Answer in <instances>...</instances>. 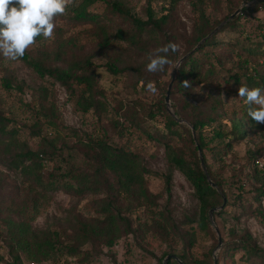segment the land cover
<instances>
[{"label": "rangeland", "instance_id": "rangeland-1", "mask_svg": "<svg viewBox=\"0 0 264 264\" xmlns=\"http://www.w3.org/2000/svg\"><path fill=\"white\" fill-rule=\"evenodd\" d=\"M109 1L114 0H101L97 8L102 9ZM122 1L133 14L147 19L149 6L153 7L155 14L159 16L167 11L163 8L168 9L172 0ZM248 2L232 0V3H228L221 0L219 4L213 3L210 9L212 21H219L213 30L229 17L224 18L230 6L236 7L235 11L242 9L240 13L242 14L245 8H250L246 6ZM66 14H71L70 10H67ZM262 19L264 12L255 15L244 14L236 28H228L217 35L221 40L218 46H209L199 53V57L204 60L202 73L211 72L214 75L204 84L193 81V87L189 89L188 95L182 94L181 91L171 95L173 110L174 105L179 106L185 100H189L192 104L201 106L207 115H223L229 118L234 112H238L241 98L234 91L235 84L229 83L227 79L231 75H242L250 68L244 61L247 58L246 52L241 54L237 45L242 46L240 43L244 39V42L251 43L262 40L260 36ZM113 21V27L122 24L125 28H131V24L129 21L126 22L123 16H117ZM197 22L198 12L192 1L181 0L169 25L171 37L183 54L176 61L186 58L200 47H197L199 42L191 51L185 52L184 42L192 34ZM56 24L54 38L61 29L64 37H73L79 45V50L84 48L86 52L93 54V60L99 65L97 68L99 86L106 93V109L101 113L82 112L78 109L75 99L59 83L48 77H40L21 59L10 61L0 55V109L13 120V126L18 128L20 135L16 141L20 143L26 140L33 149H37L42 142V136H46L56 144V162L61 163L63 167L67 161L78 167H85V158L79 151L77 139L107 136L115 144L143 155L147 167L154 173L147 175V185L153 194L158 195V206H153L152 209L145 206L133 207V212H130L128 202L122 198L120 209L131 221L133 229L131 233L123 231L122 237L113 247L86 244L76 254L68 253L65 246H60L50 259L38 264H163L168 255L177 257L185 255L189 262H196L208 260L211 252L214 261V256L217 255L219 258L224 246L228 247L246 231L253 236L258 246L264 248V197H260L257 191L263 180L255 175L254 171L256 166L259 167L258 162H262L264 168V124L252 129L246 137L232 141V148L225 147L222 156L216 157L207 152V170L209 166L215 177L223 183L227 193L223 198L225 197L227 202L226 205L223 203L214 207L216 208L213 212L214 222L209 218L210 226L204 227L201 221V204L196 191L179 171H173L171 194L166 192L163 175L169 172V164L164 145L150 139L145 132L130 127V123L121 116L123 110L134 107L137 101L157 113L159 110L157 102L164 90L166 97L179 68L173 69L172 65H168L164 71L149 72L146 69L148 53L120 40L116 41L114 47L101 51L92 38L93 25H73L62 17L56 18ZM53 40L36 42L27 52L35 55L42 44H50ZM159 47H162L161 42L152 45L149 52H155ZM109 59L117 60L120 68L141 66L148 75V82L155 83L157 92L150 93L146 90L147 84L138 83L135 72L128 70L119 75L112 74L106 67ZM250 61L256 63L259 60L251 57ZM6 78H10L13 85L11 89L5 85ZM42 87L47 88L49 102L55 103L62 121L54 130L44 126L41 129V136H36L38 128L35 125V118L38 108L33 105L44 100L40 94ZM118 120L124 127V135L117 132L114 127ZM161 123L160 116L146 121V125L153 130L163 126ZM55 161L48 162L49 171L56 166ZM4 178L5 181L0 182V264L12 261L7 227L4 224L8 215L6 207L10 198L17 197L18 190L19 196L22 197L25 189L19 172L6 171ZM100 197L63 190L53 192L42 205L33 225L38 229L50 227L52 230L65 233L64 242L69 244L73 239L72 225L75 215L90 219L104 217L94 203L95 199ZM161 212L169 215L170 230L164 237L153 228V226L159 228L157 224L163 221ZM23 258L25 264H33L28 258L24 256ZM178 264L186 263L178 257ZM220 264H252V260L248 259V255L242 249H238L233 254L222 255Z\"/></svg>", "mask_w": 264, "mask_h": 264}, {"label": "trees", "instance_id": "trees-1", "mask_svg": "<svg viewBox=\"0 0 264 264\" xmlns=\"http://www.w3.org/2000/svg\"><path fill=\"white\" fill-rule=\"evenodd\" d=\"M100 1L74 0V4L67 9L71 14L58 17L66 18L73 25H93L95 31L93 30L92 38L101 51L114 47L117 40L145 53H149L155 43L161 42L163 46L169 41L174 42L169 25L181 0H172L168 9L163 8L167 11L159 16L155 14L154 8L149 6L147 19L133 14L122 0L106 2L102 9L97 8ZM190 1L198 12V22L190 37L184 42L186 53L206 38L219 23L212 21L210 9L213 3L219 4L221 0ZM226 1L232 3V0ZM249 9L245 8L242 14L205 39L196 51L184 58L177 76L170 84L175 89H171L172 96L180 91L188 95L189 89L193 87V81L204 84L207 79H211L214 74L202 73L204 60L199 57V53L209 46H218L221 40L217 35L228 28H236L244 14L255 15L264 12V2L258 4L254 10ZM235 10L236 7L230 6L224 18L233 14ZM117 16H123L126 22L129 21L131 28H125L122 24L113 27V20ZM260 28L261 41L251 43L244 42V39L240 43L242 46L237 45L241 54L246 52L247 58L244 61L247 67H250L246 73L231 75L227 79L229 83L235 84L234 91L237 94L240 86L264 89V31L262 25ZM44 41L43 37L37 38L39 43ZM79 49L73 37H64L63 31L59 29L56 38L50 44H42L35 55L26 51L21 60L40 77H48L63 86L75 99L78 109L82 112L101 113L106 109V93L99 86L97 72L99 65L93 60L92 53L86 52L84 48ZM181 55L183 54L178 49L176 53L170 52L168 58L175 62ZM251 57L259 61L252 63ZM116 62L115 59H109L106 63L107 70L112 74L119 75L129 70L136 73L138 83L143 85L148 83V75L141 66L120 68ZM185 80L189 81L190 87L182 86ZM5 85L8 89L13 87L10 78H6ZM164 92L165 90L157 102L159 109L157 113L137 101L134 107L123 110L121 116L130 123V127L145 132L150 139L164 145L169 164V172L163 175L167 194H171L173 171L177 170L194 187L201 204V221L203 226L207 227L210 226L209 210L225 204L227 200H224L223 195L227 196V193L223 183L215 177L208 166V173L219 190L210 185L201 166L198 149L202 150L205 164L208 165L207 152L216 157L222 156L225 147L232 148V141L246 137L248 132L261 127V124L248 116V105L244 103L243 98L238 112H234L229 118L223 115H207L201 106L194 105L189 100H185L182 105H174L176 115L194 126L193 132L189 126L179 122L167 111ZM40 94L44 100L33 105L38 108L35 118V125L38 128L36 136H41V129L44 126L54 130L62 121L55 103L49 102L47 88L42 87ZM156 116L162 118L163 126L153 130L146 125V121ZM114 127L117 132L124 135V127L119 120L114 123ZM19 135L18 128L13 126V120L0 109V182L5 181L6 171H16L22 177V185L25 188L24 195L20 197L18 190L17 197L10 198L6 207L8 215L4 224L7 227L12 259L7 264H25L23 256L33 264H38L50 259L60 246H65L71 254L78 253L86 244L113 247L122 237L123 231L126 233L133 231L130 219L123 215L120 209L122 198L128 202L130 212H133V207L145 206L152 209L153 206H158V195L153 194L147 185V175L154 173L147 167L145 158L139 152L119 146L107 136L79 137L77 145L84 155L86 166L78 167L67 161L63 167L61 163L55 161L57 150L54 140L42 136L39 147L33 149L26 140L20 143L16 141ZM49 161L57 163L52 171L48 170ZM254 171L255 175L263 180L257 191L260 197H264V173L260 174L264 172V168L256 166ZM59 190L101 196L96 198L94 203L104 217L90 219L75 215L72 225L73 239L69 244L64 242L65 233L52 230L50 227L38 229L33 225L50 194ZM160 216L163 221L157 224L159 228L154 226L153 228L164 237L170 230L169 215L161 212ZM238 249H242L248 255L252 264H264V248L257 245L248 231L228 247H223L218 264L222 255L233 254ZM209 256L208 260L192 261L193 263L189 262L185 255L178 257L186 264H213L212 252ZM168 264H178V260L171 258Z\"/></svg>", "mask_w": 264, "mask_h": 264}, {"label": "clouds", "instance_id": "clouds-1", "mask_svg": "<svg viewBox=\"0 0 264 264\" xmlns=\"http://www.w3.org/2000/svg\"><path fill=\"white\" fill-rule=\"evenodd\" d=\"M74 0H0V55L6 60L17 61L27 50L36 44L38 37L52 40L57 27L56 18L66 14ZM179 45L169 41L155 52L147 54L146 69L149 72L164 71L165 66L179 68L168 54L176 53ZM190 87L189 81L182 84ZM146 90L155 94V83L149 81ZM238 96L248 105V116L258 124H264V89L261 87L240 86Z\"/></svg>", "mask_w": 264, "mask_h": 264}, {"label": "water", "instance_id": "water-1", "mask_svg": "<svg viewBox=\"0 0 264 264\" xmlns=\"http://www.w3.org/2000/svg\"><path fill=\"white\" fill-rule=\"evenodd\" d=\"M263 2H264V0H250V1L246 4V6H249L252 10H254L258 4L263 3ZM241 11H242V9H239V10L235 11L233 14H231V15H230V16H229V17H228V18H227V19H226V20H225V21H224L219 27H217V28H216L215 30H213V32H211L206 38H204V39L198 44L197 47H199V46L201 45V43H202L205 39H207V38L211 37L213 34H215V33H216V32H217V31H218L223 25H225V24H227L229 21L233 20L237 15H239V14L241 13ZM184 58H185V57H184ZM184 58H182V59L179 61V62H180V65H181L182 60H183ZM177 70H178V68H177ZM174 79H175V77H174ZM171 89H172V86L170 85L169 88H168V90H167V95H166V97H165V102H166V106H167V110H168V112H169L173 117H175L179 122L187 124V125L192 129V131L194 132V126L191 125L190 123H188L187 121H185L184 119L179 118V117L176 115L175 111L172 109V105H171ZM198 152H199V158H200L201 166H202V168H203L204 173H205L206 176H207V179H208L210 185H211L213 188L219 190L217 184L211 179V177H210V175H209V173H208L207 166H206L205 161H204L203 153H202V150H201L200 148L198 149ZM224 200L226 201V198H225V197H224ZM221 208H222V207H221ZM215 210H216V208H212V209L209 211V218H210V220H211L212 222H214L213 212H214ZM221 243H222V241H221V239H220V244H221ZM220 244H219V245H220ZM171 258H174V259L178 260V257H177L176 255H168V256H166V258H165L163 264H168V262H169V260H170ZM214 264H218V257H217V255L214 256Z\"/></svg>", "mask_w": 264, "mask_h": 264}, {"label": "built area", "instance_id": "built-area-1", "mask_svg": "<svg viewBox=\"0 0 264 264\" xmlns=\"http://www.w3.org/2000/svg\"><path fill=\"white\" fill-rule=\"evenodd\" d=\"M261 25H262V31H264V19L261 20ZM258 166L260 168H263V163L262 162H258Z\"/></svg>", "mask_w": 264, "mask_h": 264}]
</instances>
